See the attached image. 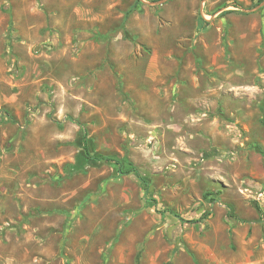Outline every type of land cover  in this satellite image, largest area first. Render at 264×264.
Wrapping results in <instances>:
<instances>
[{"label":"rangeland","instance_id":"374dc122","mask_svg":"<svg viewBox=\"0 0 264 264\" xmlns=\"http://www.w3.org/2000/svg\"><path fill=\"white\" fill-rule=\"evenodd\" d=\"M263 2L0 0V264H264Z\"/></svg>","mask_w":264,"mask_h":264},{"label":"trees","instance_id":"16d2710c","mask_svg":"<svg viewBox=\"0 0 264 264\" xmlns=\"http://www.w3.org/2000/svg\"><path fill=\"white\" fill-rule=\"evenodd\" d=\"M201 22H202V25L203 26H206V25H208L209 24V22L205 19V18H203L202 17V20H201ZM85 135H86V132H85ZM84 150H85V157L84 156H82V155H80L79 156V163L78 164H76L74 167L76 168V169H81L82 168V164H84V163H86V162H89V161H92V162H99V161H109V162H111V161H116L119 165H122L121 163V161L119 160V159H117V158H114V157H111V156H109V155H98L97 153H95V152H93L91 149H90V146H89V139H85L84 140ZM129 164V167L130 168H128V169H126V170H122L121 171V173H131V172H135L136 173V175L139 177V178H143L142 177V174L140 173V171L133 165V163H128ZM208 213L207 212H205L204 213V215H207Z\"/></svg>","mask_w":264,"mask_h":264},{"label":"crops","instance_id":"0c3cea01","mask_svg":"<svg viewBox=\"0 0 264 264\" xmlns=\"http://www.w3.org/2000/svg\"><path fill=\"white\" fill-rule=\"evenodd\" d=\"M159 94H161L162 95V93H157V95L159 96ZM170 94V93H169ZM189 97H192L191 95H189ZM192 99V98H191ZM200 111V110H199ZM198 114H200V115H205L206 116V112H203V113H201V111L200 112H197ZM197 113H191V114H197ZM205 119L203 118V117H197V121H199V122H197V124H200V122L201 121H204ZM215 120V121H214ZM214 120L212 121V122H216V120H217V118H214ZM184 124H193L191 121H190V118H189V121L187 122V121H181V122H177V121H175V123L173 124V126H174V128H177V129H181V128H183V126H184ZM201 124H204V122L203 123H201ZM201 124H200V126H201ZM189 135V134H188ZM190 136H192L193 137V134H191L190 133ZM183 137L185 138L186 136H184L183 135ZM187 138H190V137H187ZM189 141V140H188ZM191 147H192V145H191ZM202 173L201 172H199V173H194V172H191V173H189V184L190 183H192V184H194V183H196V182H198L199 181V179L200 178H202ZM210 173H209V175H206V178H210ZM215 202H217L218 200L217 199H215L214 200ZM212 203H214V202H212ZM189 264H191V261H190V258H189Z\"/></svg>","mask_w":264,"mask_h":264},{"label":"built area","instance_id":"2783aa9c","mask_svg":"<svg viewBox=\"0 0 264 264\" xmlns=\"http://www.w3.org/2000/svg\"><path fill=\"white\" fill-rule=\"evenodd\" d=\"M255 199L259 204L264 205V189L256 192Z\"/></svg>","mask_w":264,"mask_h":264},{"label":"water","instance_id":"95a60500","mask_svg":"<svg viewBox=\"0 0 264 264\" xmlns=\"http://www.w3.org/2000/svg\"><path fill=\"white\" fill-rule=\"evenodd\" d=\"M261 5H264V2H263ZM261 5H260V6H261Z\"/></svg>","mask_w":264,"mask_h":264}]
</instances>
